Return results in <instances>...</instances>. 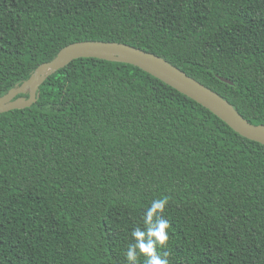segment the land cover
<instances>
[{
  "label": "trees",
  "instance_id": "trees-1",
  "mask_svg": "<svg viewBox=\"0 0 264 264\" xmlns=\"http://www.w3.org/2000/svg\"><path fill=\"white\" fill-rule=\"evenodd\" d=\"M82 41L154 54L264 125V0H0V97ZM162 197L169 264H264V146L137 67L74 60L0 114V264H128Z\"/></svg>",
  "mask_w": 264,
  "mask_h": 264
},
{
  "label": "water",
  "instance_id": "water-1",
  "mask_svg": "<svg viewBox=\"0 0 264 264\" xmlns=\"http://www.w3.org/2000/svg\"><path fill=\"white\" fill-rule=\"evenodd\" d=\"M81 58L137 67L208 110L239 136L264 146V125L250 124L217 93L164 59L114 42L82 41L63 47L54 59L40 64L20 86L10 89L0 97V114L31 107L39 97V87L50 75ZM25 94L27 97L23 96Z\"/></svg>",
  "mask_w": 264,
  "mask_h": 264
},
{
  "label": "clouds",
  "instance_id": "clouds-1",
  "mask_svg": "<svg viewBox=\"0 0 264 264\" xmlns=\"http://www.w3.org/2000/svg\"><path fill=\"white\" fill-rule=\"evenodd\" d=\"M168 198L153 199L143 217L144 227H136L132 233L134 243L127 246L125 258L128 264H138L139 257H143L144 264H169L170 223L163 217L168 204ZM164 251L158 252L157 249Z\"/></svg>",
  "mask_w": 264,
  "mask_h": 264
}]
</instances>
